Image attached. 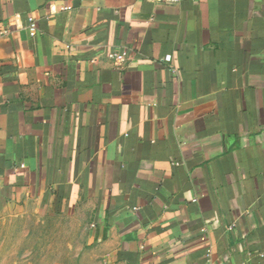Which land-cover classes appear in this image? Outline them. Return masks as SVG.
Here are the masks:
<instances>
[{
    "label": "crops",
    "instance_id": "crops-1",
    "mask_svg": "<svg viewBox=\"0 0 264 264\" xmlns=\"http://www.w3.org/2000/svg\"><path fill=\"white\" fill-rule=\"evenodd\" d=\"M0 29V264H264V0H0Z\"/></svg>",
    "mask_w": 264,
    "mask_h": 264
},
{
    "label": "built area",
    "instance_id": "built-area-1",
    "mask_svg": "<svg viewBox=\"0 0 264 264\" xmlns=\"http://www.w3.org/2000/svg\"><path fill=\"white\" fill-rule=\"evenodd\" d=\"M150 1L155 3H178L180 0H150ZM27 27L31 35H34L37 32L36 20L32 16L28 18ZM7 32H8L7 29H0V34H5ZM107 57L114 60L117 67L122 66L128 60L125 51L111 52L107 55Z\"/></svg>",
    "mask_w": 264,
    "mask_h": 264
},
{
    "label": "rangeland",
    "instance_id": "rangeland-1",
    "mask_svg": "<svg viewBox=\"0 0 264 264\" xmlns=\"http://www.w3.org/2000/svg\"><path fill=\"white\" fill-rule=\"evenodd\" d=\"M10 225V224H9Z\"/></svg>",
    "mask_w": 264,
    "mask_h": 264
}]
</instances>
